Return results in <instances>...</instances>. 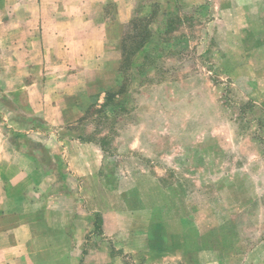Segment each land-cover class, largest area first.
<instances>
[{
    "label": "rangeland",
    "instance_id": "rangeland-1",
    "mask_svg": "<svg viewBox=\"0 0 264 264\" xmlns=\"http://www.w3.org/2000/svg\"><path fill=\"white\" fill-rule=\"evenodd\" d=\"M77 7L82 34L107 24L112 65L75 100L84 116L55 127L39 109L65 72L39 20ZM0 139L80 206L89 196L96 264H264V0H0ZM73 139L97 149L72 162L59 140Z\"/></svg>",
    "mask_w": 264,
    "mask_h": 264
},
{
    "label": "crops",
    "instance_id": "crops-1",
    "mask_svg": "<svg viewBox=\"0 0 264 264\" xmlns=\"http://www.w3.org/2000/svg\"><path fill=\"white\" fill-rule=\"evenodd\" d=\"M98 1L104 3L108 0ZM70 9L66 14L57 12L55 17L51 15L52 20L47 18L46 24L39 20L42 30L39 49L52 53L56 58V69L65 72L45 79L49 91H43L41 101L46 98L49 101L44 109H39V114L55 127L73 124L84 116L85 106L75 100L90 98L91 88L100 92L108 76L102 69L105 64L109 68L112 65L113 48L109 45L107 24L82 34L80 31L86 30L88 23L86 16L78 7ZM80 17L81 22L72 23ZM130 17L131 14H127L121 18V24ZM29 25L30 22H26L22 29L30 38L27 42L31 47L36 42ZM51 89L58 91V95L55 96ZM59 142L62 148L66 146L63 151L72 153L69 156L72 162L80 157L81 150L94 152L97 149L95 144L79 139ZM11 143L0 139V264H96L106 244L104 241L98 246L95 244L96 210L90 208L89 196L87 203L83 201L80 206L78 197L74 199L72 194H64L57 187V173L45 177L46 173L31 168L26 161L29 159ZM90 157L93 155L87 156L89 163ZM70 171L71 176L82 179L94 177L96 173L95 167L90 165L82 173L73 167ZM84 189L90 194L89 182ZM80 210L82 217L79 216Z\"/></svg>",
    "mask_w": 264,
    "mask_h": 264
},
{
    "label": "trees",
    "instance_id": "trees-1",
    "mask_svg": "<svg viewBox=\"0 0 264 264\" xmlns=\"http://www.w3.org/2000/svg\"><path fill=\"white\" fill-rule=\"evenodd\" d=\"M145 35H148L147 31H146V33L144 34V36L140 38L141 41L138 42V43H139V44H138L139 46H138L137 49H141L143 46H145V45L147 44L148 38H145V37H146ZM135 44H136V42H135ZM135 44H134V45H135Z\"/></svg>",
    "mask_w": 264,
    "mask_h": 264
}]
</instances>
